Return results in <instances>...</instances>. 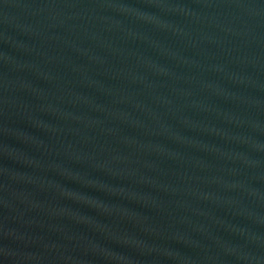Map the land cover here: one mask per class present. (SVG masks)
<instances>
[{
  "label": "water",
  "instance_id": "obj_1",
  "mask_svg": "<svg viewBox=\"0 0 264 264\" xmlns=\"http://www.w3.org/2000/svg\"><path fill=\"white\" fill-rule=\"evenodd\" d=\"M0 131L155 264H264V0H0Z\"/></svg>",
  "mask_w": 264,
  "mask_h": 264
}]
</instances>
